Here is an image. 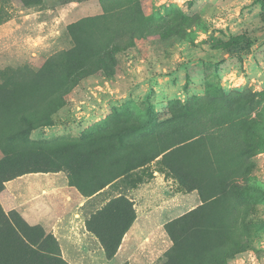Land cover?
I'll use <instances>...</instances> for the list:
<instances>
[{"label":"rangeland","instance_id":"obj_1","mask_svg":"<svg viewBox=\"0 0 264 264\" xmlns=\"http://www.w3.org/2000/svg\"><path fill=\"white\" fill-rule=\"evenodd\" d=\"M62 2L39 0L22 5L19 0L3 1L7 18L0 22V69L26 64L38 70L51 55L72 45L70 24L106 9L122 38L116 71L109 77L94 74L83 79L67 95L54 122L30 132L22 141L23 148L64 154L82 141L92 152L102 148L111 162H119L123 151L132 148L129 143L163 137L164 130H176L177 121L189 123L194 116L191 124L208 126L213 112H231L237 102L264 143V0ZM229 94L236 99L226 101ZM180 105L189 106L186 115L197 109L205 112L182 115L169 123L170 110ZM151 119L166 123L152 131ZM3 155L0 150V158ZM248 159L251 165L245 184L252 190L235 199L238 231L246 243L226 259L227 264H264V145ZM62 173L66 176L64 171L26 174V180L18 177L5 183L0 192L3 209L19 212L20 182L58 186L59 191ZM103 181L90 171L78 179L87 190ZM105 187L87 200L84 214L125 193L136 203V232L125 240L114 260H107L95 240L61 255L70 264H115L122 258L134 264H156L171 245L164 223L191 209L185 188L159 161L137 166ZM69 189L80 193L74 186Z\"/></svg>","mask_w":264,"mask_h":264},{"label":"trees","instance_id":"obj_2","mask_svg":"<svg viewBox=\"0 0 264 264\" xmlns=\"http://www.w3.org/2000/svg\"><path fill=\"white\" fill-rule=\"evenodd\" d=\"M3 1L0 22L7 18ZM19 1L29 5L39 0ZM71 1L80 0L62 3ZM111 15L104 9L101 14L70 24L72 45L51 55L36 71L26 64L0 69V150L4 153L0 158V192L7 181L25 174L64 171L68 185L90 197L135 167L159 161L185 192L196 190L201 203L164 224L171 245L158 264H227L226 259L239 253L243 247L237 248L246 243L238 231L241 227L235 199L252 190L245 184L251 165L248 158L264 145L241 103L237 102L231 112H213L208 126L191 124L194 116L189 123L177 121L176 130H164L163 137L129 143L132 148L123 151L119 162H111L102 148L92 152L82 141L64 154L23 148L22 141L30 132L54 122V115L66 105L67 95L83 79L94 74H115L122 38ZM224 98L232 101L236 96ZM188 108H172L169 123L182 115L205 112L197 109L186 115ZM150 123L155 131L166 121L151 119ZM86 171L104 179L103 184L93 190L81 187L78 179ZM135 219L134 201L120 192L91 211L85 227L96 236L105 257L111 259ZM0 264L70 263L61 255L58 240L51 232L39 224H29L16 209L6 212L0 203Z\"/></svg>","mask_w":264,"mask_h":264},{"label":"crops","instance_id":"obj_3","mask_svg":"<svg viewBox=\"0 0 264 264\" xmlns=\"http://www.w3.org/2000/svg\"><path fill=\"white\" fill-rule=\"evenodd\" d=\"M60 175L62 176L63 185L59 186V191L57 189L58 186L48 187V185L33 183L31 185H28L26 184V181L20 182V200L18 206L20 214L29 224H39L47 232H51L58 240L60 249L63 254V251L77 249L79 246L83 247L86 242L91 240H95L101 247L96 236L93 233L89 232L85 227V219L88 214L87 216L84 214L83 207L85 206L87 200L103 192L106 187L102 188L90 197H85L82 194L75 193L74 191L69 189V187L71 186L68 185L67 177L63 173ZM24 176H26V174L19 176L21 177L20 180H26L28 176ZM15 179H12L10 181L14 182ZM10 181L7 182H9L10 184ZM68 192L73 193V195H68ZM186 196L190 197V200L187 203L191 205V209L201 203L196 190L186 192ZM130 199L134 201L133 198L130 197ZM103 204H100V206ZM134 205L136 209L135 202ZM10 207L14 208L15 206ZM137 220L138 212L136 209V219L130 229L123 236L122 242L116 254L111 259L114 260V258H119L118 256L120 250L122 249V246L125 243V240L127 238H131L132 235L136 232ZM133 241L134 240H132L131 242ZM101 249L102 252H104L102 247ZM122 260L123 258L119 259V261H116L115 264H123L125 262H127L128 264H134V261ZM110 262L112 263L113 261H105V264H110ZM159 262L160 261H158L156 264H158Z\"/></svg>","mask_w":264,"mask_h":264}]
</instances>
